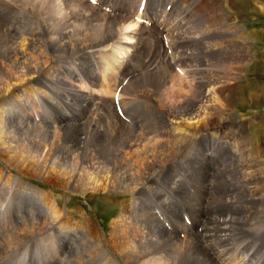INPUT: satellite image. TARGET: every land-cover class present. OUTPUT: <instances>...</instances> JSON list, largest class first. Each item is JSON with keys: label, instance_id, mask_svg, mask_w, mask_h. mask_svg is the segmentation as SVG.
<instances>
[{"label": "bare ground", "instance_id": "1", "mask_svg": "<svg viewBox=\"0 0 264 264\" xmlns=\"http://www.w3.org/2000/svg\"><path fill=\"white\" fill-rule=\"evenodd\" d=\"M25 1L30 2L27 11L14 16L15 26L0 27V194H4L0 201H11L9 205L0 203V212L7 211L0 217V232L9 228L7 218L20 224L0 234V264H4V258L15 264H38L39 258L44 264H222L221 257L237 253L232 246L264 263V249L258 246L262 243L264 248V159L243 150L250 140L243 128L237 131V137L233 136L231 144L226 143L234 147L224 153L228 156L222 152L229 148L219 146V137L213 131L242 125L238 113L233 111L228 116L232 111L229 95L238 83L241 45L238 36L217 34L220 30L215 22L223 17H213L224 12L218 2L182 0L184 25L189 28H184L185 33L180 31L183 36H167L170 43L180 46L173 50L174 58L180 61L178 66L189 70L190 74L183 67L185 77H181L195 87L189 88L187 97L180 75L170 64L179 77L173 73L170 77L168 71L159 68L121 88L123 93L134 95L131 103H138L133 107L124 97L128 113L139 125L136 128L124 121L123 124L114 113L103 117V121L91 117L103 109L112 111L111 101L104 99L109 94L105 85L117 74L114 69H119L117 80H113L117 86L131 72L133 62H138L144 37L142 26L126 25L125 32L130 37L121 36V40L128 46L121 53L102 57L114 42L109 30L98 40L82 38L77 35L80 25L73 19L76 12L60 15L53 2ZM201 9L203 13H199ZM80 10L76 14L88 19V14ZM3 17L1 23L6 21ZM123 19L114 18V22L118 25ZM132 35H137L133 36L134 43ZM153 41L160 44L162 63L168 62L161 39L157 36ZM104 45L105 49L96 51ZM89 50L98 53L99 74L89 62L92 53L86 56ZM185 56L194 58L182 66ZM69 58L79 63L73 74L63 78L61 73L66 68L58 64L69 68ZM110 62L114 66L108 68ZM193 73L197 79L191 80ZM83 75L84 87L73 82ZM140 81L145 85H138ZM42 82L55 89L50 96L27 89ZM61 89L75 116L64 115L51 101L58 100ZM95 94L103 96L101 103L95 102ZM43 98L45 105L40 104ZM93 101L87 117L86 107ZM203 121L209 126H204ZM204 142L210 154L202 148ZM211 159L218 167L213 165L209 173ZM168 168L172 174L164 175L162 170ZM208 175L216 180L214 188ZM187 182L193 183L197 195L186 190ZM44 186L48 189L43 190ZM58 192L71 201H90L91 212L76 203L62 209ZM99 200L105 207L101 220L107 223L103 229L93 216ZM217 202L224 203L217 208ZM175 203L187 207L193 228L176 214L172 208ZM164 210L176 218L172 231L154 215ZM96 220L99 221L97 216ZM50 231L55 234L39 243V238ZM179 232H185V236L180 237ZM35 236L30 243H39L38 250L25 249L22 262L15 251L3 256L21 249ZM51 239L49 256L43 246H48Z\"/></svg>", "mask_w": 264, "mask_h": 264}, {"label": "rangeland", "instance_id": "2", "mask_svg": "<svg viewBox=\"0 0 264 264\" xmlns=\"http://www.w3.org/2000/svg\"><path fill=\"white\" fill-rule=\"evenodd\" d=\"M30 1H32V2H53L52 4L56 5L59 8V11L57 13L60 15H64L65 13H68L69 15L71 13L74 14L75 12L78 13L81 11L80 9H82L84 15L88 14V17H87L88 19L83 20L80 13L79 14L75 13L73 15L74 17L72 16L73 19L76 20L75 24L80 25L78 27L80 30V32L77 33L78 36H80L82 38L89 37V38H92L93 40H98L99 38L102 37L104 32L109 30L110 34L114 35V37H115L114 42L113 41L111 43L109 42L110 44H109L107 51L102 52V54H101L102 57L107 55V54L108 55L113 54L114 52L115 53H118V52L121 53L123 51L124 47L128 46L126 44L121 43V42L125 41V40L122 41L121 38L130 37L125 32L127 30L126 25H129L130 23H133V25H136L131 20L132 18L130 16H127L125 14H119V13L110 14V13L102 11L98 8L95 9L85 0H71V1L70 0H30ZM69 1H70V3H68ZM195 1H193V2H195ZM60 2H62V3H60ZM153 2H154V0H151V3H153ZM196 2H204V0H197ZM207 2H214V1L213 0L212 1L207 0ZM216 2H218V4L222 7V12L224 11L226 13L225 14L223 12V15H216L217 17L216 16L213 17L214 19H220L221 17H223V19L217 20L215 22V25H217L218 30H220V31H216L217 34H219V35L223 34V35L228 36L230 38L238 36L239 41L241 42V39H242V42L244 44L240 43V42L238 44V45H241V47L238 51L239 56L237 58V64H238L239 69H237V71H236V76H237L238 83H235L236 85L232 89V93H230V95H229V99H230L229 104L232 106V108H231L232 111H229V113H228V116L229 115L232 116L233 111L235 113H238L237 118L238 119L240 118L239 121L242 122V125H240V124L234 125V126L229 127V128H224L222 131L216 130L215 133L218 132L220 134L219 140H223L226 143L231 144L232 140H233V136L237 137V135L239 134L237 131L241 132L242 131L241 128H243V130H245V132L249 133V135H250V140H249L248 146L243 147V150L246 151V153L249 155H250V153L253 152L252 156L264 159V0H216ZM29 3H30L29 1H25V0H0V18H2L4 16L3 18L6 19L5 22H3V23L0 22V27L3 26V28L6 29V28H10L11 26H15L13 21L16 19H14V16L23 10L27 11ZM85 3L88 5V7H86L87 5ZM70 5H72V6H70ZM79 5L81 6L80 8H79ZM226 5H228V6H226ZM181 6H182V3H181ZM208 7H210V4L206 6V8H208ZM74 9L77 11H75ZM85 9H87V10L85 11ZM212 11L213 10H210V12H212ZM7 12H10V14L8 16H7ZM194 12H193V14L191 13L192 16L194 15ZM199 13H203V10L201 9L199 11ZM192 16L189 17V19H190L189 21H191V22H193L191 19ZM114 18H124V19L118 25H116L114 22ZM78 19H79V21H78ZM233 23L235 25H233ZM225 24H226V26H225ZM136 26H138V25H136ZM185 27H187V29L189 28L188 26H185ZM140 28H141V33L144 36L142 39L144 42L142 41V44H141L142 54L139 58L140 61L138 60V62L137 61L133 62L134 65L132 64L131 72L128 73V76L133 75V77H129V79H128L126 85H124V87H126L127 85L131 86V84L134 81L142 78L145 75H148L152 71H156L159 68H162V70L165 72L168 71V73H169L168 75H170V77L173 76L171 73L177 74L173 70V68L170 67L169 61L165 62L164 64L162 63L161 58L163 57V55L160 54L161 53L160 52V44L158 41H153V40H156L157 36H155L154 38H151L149 36V34L147 35L146 31L142 27H140ZM187 29H184L183 33H185V31ZM237 32H238V34H237ZM83 34H85L86 36H83ZM180 34H181V32H177V33L170 34L168 36L172 37L171 35L176 36V35H180ZM182 34L180 36L184 35V34L183 35ZM194 35L195 34H191L189 36H194ZM121 36H123V37H121ZM133 36L136 37L137 35L136 36L132 35L131 37H133ZM242 36H244V37L242 38ZM134 37L132 39V41H133L132 43L135 42ZM119 38H120V40H119ZM172 38H174V37H172ZM106 46L107 45L101 46L100 48H98L99 50L96 49V51L103 50V49H105ZM131 46L132 45H129V47H127V48L131 49ZM108 50L111 53L108 52ZM148 50H150V51H148ZM89 53H92V57L89 59V62L92 66L93 61L96 62V60L98 58V53L95 52V50H89L88 53L86 54V56ZM143 53H145V54H143ZM191 57H193V56H185V58L182 59V66H183V63L190 64V62L187 63L186 60H188ZM68 61H69V65H70L69 68L62 63L58 64L59 66H64L66 68V70L61 73V77H63V78H67L70 76V74H73L74 68L76 69L77 64L79 63L78 60H74V58H69ZM110 63L111 64L108 65L109 67L108 66H106V67L110 68V66H114V62H110ZM150 63H152V64H150ZM97 66H100V65H97ZM93 67L95 68V66H92V70H95ZM184 68L189 73V70L186 67H184ZM115 70H117V71H115ZM113 71H115L117 74L112 76L111 79L108 81V83H106V85H105V89L109 94L104 99L105 100L107 99V101L109 100V102H110V96L112 94V91H113L114 87H116V84H114V82L117 80L119 69L116 68ZM136 73H138V74L134 75ZM177 76H178V74H177ZM123 78H125V77H122L120 80H122ZM190 78H191V80L197 79L194 73L192 75H190ZM84 79H85L84 75L82 77L78 76L76 79L75 78L73 79V82L74 83L76 82V84L81 85V82L85 81ZM180 79L183 82L184 89L186 91V97H187L188 93H189L188 92L189 88L192 87L195 89V87L191 85L192 82L189 83L185 79H183L182 77ZM113 80H115V81L113 82ZM138 85L143 86V85H145V82L140 81ZM110 86H112V87H110ZM91 88L92 87H90V89ZM27 89L32 91V92H38V93L46 92L48 94V96L51 95V93H50L51 91L55 90L50 85H45L44 82H42V85H36L33 83L32 86H28ZM122 91H123V89H121L120 95H122L123 99H125L124 97H126L127 100H129L131 103V101L134 100V95H132V96H131V94L127 95L125 92L123 93ZM60 93H61V95L58 98V100H54V101L51 99L50 100L53 103H55V105L61 110V112L64 115L70 116V117L75 116L76 112L74 110L68 109L67 103L63 99L62 89L60 90ZM65 96L68 97V94H66ZM94 97L96 98L95 102H99L98 101L99 95L95 94ZM95 102L94 101L91 102L90 105H88L86 107L85 114H87V117H89L91 115L90 110L94 107L93 103H95ZM241 103H245V104H244V106H242L240 108L239 106ZM40 104L45 105L44 98L41 100ZM137 104H138L137 102L131 103V105L133 107L137 106ZM64 106L66 107V110H63ZM108 106H110V104H108ZM235 110H237V111H235ZM107 114H109V115H107ZM112 114H113V110L111 111L110 109H103V110H100L99 113L95 115L96 117L98 116L97 118L92 116L91 119L93 118L96 121H97V119L103 121V117L109 118ZM46 115H47V112H46ZM101 116H102V119L100 118ZM231 119H235V118L231 117ZM120 121L124 124V122L121 119H120ZM86 124L88 125V123H86ZM243 124H244V126H243ZM203 125L209 126V123L207 121H203ZM226 132L229 133V135L226 136L225 135ZM231 132L234 134H232ZM236 132H237V134H236ZM227 139L229 140V142ZM231 146L228 147L229 150L222 152V154L224 156H228L229 154H224V153L231 151L234 148L233 144ZM257 147H259L260 151L258 150ZM202 148L204 149L203 146H202ZM204 150L206 151V150H210V149L205 148ZM208 166H209V164H208ZM175 170H178V168L176 167ZM162 172L164 175H166V173L172 174L170 168L164 169V170H162ZM28 182H30L31 184L37 185V186L40 185V183H38L37 181L31 180V179H28ZM47 189H48L47 187H45V186L43 187V190H47ZM3 195L4 194H0V200H2ZM57 197L59 199V202L61 204L60 206L62 207V209H65V206L69 207L72 203H76V205H78L79 207L86 209L88 212H91L89 210L90 209L89 208L90 201H87L86 199H83V198L74 199V201H75L74 202V201H71L72 199L70 200V198L67 195L62 194L60 192L57 193ZM10 202L9 201L8 202H6V201L1 202L0 201V203L3 205H5V204L9 205ZM104 208L105 207L102 205V203L99 200V205L96 204L97 211H94L96 213L93 215L95 218L96 224L97 225L99 224L98 227L101 229H103L107 223L106 221L101 220L103 217L102 211L104 210ZM6 212H0V217L2 218L4 215H6ZM73 215L75 217L77 216V218H78V214L75 213ZM96 216L99 219V221L96 220ZM91 218H93V217L91 216ZM6 221L8 224H10V226H9V228L5 227L4 229H6V230L3 229L2 230L3 233H6L10 229H13L16 226L20 225V224H18V221L16 223H14L12 220L11 221L8 220V218ZM101 222H103V223H101ZM64 225H66V224H64ZM66 227H67V225H66ZM2 231L0 232V234L2 233ZM51 231H53V230H51ZM51 231L49 232L50 234L47 233L46 235L40 237L39 243L42 242L44 239L48 238L49 235L53 236L55 234V233L51 234ZM38 236H40V235H38ZM35 238H36V236L33 237L29 242H27V244H29ZM51 242H53L52 239L50 240L48 246H45V247L43 246L44 251L47 252L48 255H49L48 249L51 245ZM24 245H26V243L23 244L22 246H24ZM22 246H20V248H22ZM57 248L60 249L61 247L57 246ZM18 249L19 248H16V249L12 250V252H9L8 254L3 255V256H7L10 253L13 254V252L18 250ZM5 259L6 258H4L2 261L4 264L5 263L6 264H15V263H13L14 260H9V259L5 260Z\"/></svg>", "mask_w": 264, "mask_h": 264}]
</instances>
